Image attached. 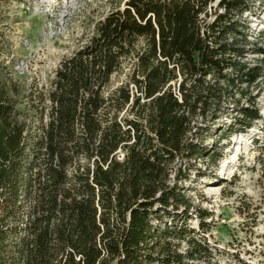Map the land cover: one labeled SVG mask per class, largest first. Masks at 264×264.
<instances>
[{
  "label": "trees",
  "instance_id": "1",
  "mask_svg": "<svg viewBox=\"0 0 264 264\" xmlns=\"http://www.w3.org/2000/svg\"><path fill=\"white\" fill-rule=\"evenodd\" d=\"M249 2L125 0L47 82L0 67V264H199L207 245L163 220L191 206L173 163L203 153L195 116L264 76L241 61Z\"/></svg>",
  "mask_w": 264,
  "mask_h": 264
},
{
  "label": "rangeland",
  "instance_id": "2",
  "mask_svg": "<svg viewBox=\"0 0 264 264\" xmlns=\"http://www.w3.org/2000/svg\"><path fill=\"white\" fill-rule=\"evenodd\" d=\"M53 1L0 0V67L6 72L47 82L58 62L87 41L95 23L125 0ZM241 21L247 27L241 61L262 65L264 0H250ZM248 92L195 116L189 138L203 153L173 163L186 177L172 174L170 184L177 180L191 206H170L175 218L163 220L185 225L190 237L207 245L193 263L264 264V76ZM249 98L259 118L245 129H228L238 128V106L250 107ZM173 241L182 251L189 246L186 239Z\"/></svg>",
  "mask_w": 264,
  "mask_h": 264
},
{
  "label": "bare ground",
  "instance_id": "3",
  "mask_svg": "<svg viewBox=\"0 0 264 264\" xmlns=\"http://www.w3.org/2000/svg\"><path fill=\"white\" fill-rule=\"evenodd\" d=\"M57 1H58V0H54L51 4H52V5H56Z\"/></svg>",
  "mask_w": 264,
  "mask_h": 264
}]
</instances>
